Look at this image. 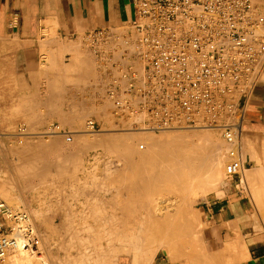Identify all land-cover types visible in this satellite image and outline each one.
I'll list each match as a JSON object with an SVG mask.
<instances>
[{
	"label": "built area",
	"instance_id": "obj_1",
	"mask_svg": "<svg viewBox=\"0 0 264 264\" xmlns=\"http://www.w3.org/2000/svg\"><path fill=\"white\" fill-rule=\"evenodd\" d=\"M85 38L106 79L109 75L106 93L117 125L155 132L219 130L228 146L226 177L243 183L250 162L241 136L264 70V11L253 0H138L126 26L101 27ZM124 44L130 48L121 50ZM86 128L101 130L93 119ZM42 133L72 140L58 123ZM30 134L26 123L14 133ZM41 244L28 211L0 196V264L16 248L39 254Z\"/></svg>",
	"mask_w": 264,
	"mask_h": 264
},
{
	"label": "bare ground",
	"instance_id": "obj_2",
	"mask_svg": "<svg viewBox=\"0 0 264 264\" xmlns=\"http://www.w3.org/2000/svg\"><path fill=\"white\" fill-rule=\"evenodd\" d=\"M254 2L255 1H257L258 3H260L259 2V0H253ZM262 3V2H261ZM259 5V4H258ZM263 5V4H262ZM262 5H260V6H262ZM263 9V8H262ZM129 23V22H128ZM121 27L123 26V25H120ZM119 26V27H120ZM115 29V28H114ZM117 29V28H116ZM87 45V44H86ZM118 46H120L121 45V42H119L118 44H117ZM89 48V47H88ZM130 48V46L129 45H123V47H121V50H124V49H129ZM88 50V49H87ZM90 49H89V53H87V55L89 54L90 55ZM88 52V51H87ZM84 53V52H83ZM86 54V53H85ZM88 55V56H89ZM93 55V54H92ZM91 55V56H92ZM83 56V55H82ZM82 56H81V58H82ZM86 56V55H85ZM93 57V56H92ZM90 58V57H89ZM88 58V59H89ZM87 59V58H86ZM83 60V59H82ZM95 61H96V59H94ZM84 61V60H83ZM87 62V61H86ZM88 62H90V63H92V62H94V61H92V60H90L89 59V61ZM83 63H85V62H83ZM95 63V62H94ZM88 64V63H87ZM89 65V64H88ZM92 65H94V64H92ZM91 65V66H92ZM96 66V65H95ZM88 67V66H87ZM85 68V67H84ZM89 68V67H88ZM95 69V68H94ZM94 69L92 70L93 71V74H94ZM77 70V69H76ZM78 71V70H77ZM76 71V72H77ZM90 71V70H89ZM91 71V72H92ZM95 71H97L96 69H95ZM99 71H102L101 70V68H100V70ZM98 71V72H99ZM91 72H88V74L89 73H91ZM70 73V72H69ZM100 73V72H99ZM98 73V74H99ZM92 74V75H93ZM104 74V73H103ZM95 75V74H94ZM105 75V74H104ZM89 76V75H88ZM99 76V75H98ZM109 76V75H108ZM108 76H107V79H108ZM78 77V76H77ZM100 77V76H99ZM105 77H106V75H105ZM104 77V78H105ZM85 78V77H84ZM94 78V77H93ZM78 80H79V78H78ZM84 80H86V79H84ZM98 80V79H97ZM100 80V79H99ZM98 80V81H99ZM102 80H103V78H102ZM105 80H106V78H105ZM110 80V79H109ZM76 81V80H75ZM88 81V80H87ZM80 82V80L78 81V83ZM82 82H84V81H82ZM82 82H80L81 83V85H82ZM101 82V81H100ZM258 82H260V83H264V70H263V72H262V74H261V76H260V78H259V80L257 81V83ZM77 83V84H78ZM79 83V84H80ZM85 83H87V82H85ZM90 84H91V82H89ZM93 83V82H92ZM97 82H96V80H95V83H94V85L96 84ZM107 83H108V80H107ZM256 83V84H257ZM77 84H75V86L77 85ZM103 84H104V80H103ZM101 85H102V83H101ZM100 85V86H101ZM105 85H106V82H105ZM104 85V86H105ZM78 86H80V85H78ZM91 86V85H90ZM84 87V86H83ZM82 87V88H83ZM102 87V86H101ZM81 88V87H80ZM81 88V89H82ZM86 88H87V86H86ZM93 90H95V87L93 86ZM99 88V89H98ZM105 88V87H104ZM88 89V88H87ZM97 90H100V87H97L96 88ZM105 89H107V88H105ZM105 89H103V91L105 90ZM91 90H92V87H91ZM101 90H102V88H101ZM70 91V90H69ZM96 92V91H95ZM103 92L101 91V95H103V96H105V94H102ZM104 93H106V92H104ZM94 94V93H93ZM100 94H99V96H100ZM107 94V93H106ZM87 95V94H86ZM91 95V94H90ZM89 95V96H90ZM98 95V94H97ZM96 95V96H97ZM257 95V94H256ZM69 96V95H68ZM77 96H80V95H77ZM88 96V98H90ZM95 96V97H96ZM98 96V97H99ZM94 97V98H95ZM102 97V96H101ZM106 97H107V95H106ZM66 98H68V97H66ZM77 98V97H76ZM80 98V97H79ZM83 97H81V99H82ZM87 98V96H86V98H83V100L84 99H88ZM97 98V97H96ZM68 99H71V97H69ZM72 99H73V96H72ZM75 99V98H74ZM80 99V100H81ZM102 99H103V97H102ZM101 99V100H102ZM107 101H110V103H109V105L112 103L111 102V100L107 97V99H106ZM105 100V101H106ZM73 101V100H72ZM71 101V102H72ZM76 101H77V99H76ZM98 101V100H97ZM103 101H104V99H103ZM79 101H77V103H78ZM85 102V100L83 101V103ZM87 102H89V101H86V103ZM73 103V102H72ZM71 103V104H72ZM91 103H93V102H91ZM108 103H107V105H108ZM74 104V103H73ZM72 104V105H73ZM96 104V103H95ZM104 104V103H103ZM103 104H101V105H103ZM72 105H71V109L73 110V108H72ZM78 105V104H77ZM79 105H81V104H79ZM89 105H90V103H89ZM88 105V106H89ZM93 105V104H92ZM91 105V106H92ZM99 105V104H98ZM97 105V106H98ZM108 105V106H109ZM84 105H82V107H83ZM91 106L90 107H88V108H91ZM94 106V105H93ZM96 105H95V107H97ZM67 107V106H66ZM77 107V106H76ZM87 107V106H86ZM94 107V108H95ZM101 107V106H100ZM99 106L97 107V108H100ZM105 107V106H104ZM104 107H101V108H104ZM112 107H113V104H112ZM87 108V109H88ZM93 108V109H94ZM74 109H75V107H74ZM77 109V108H76ZM87 109H85V114L83 115V116H85V118L87 117V113H86V110ZM92 109V108H91ZM93 109H92V112L94 113V111H93ZM71 110V111H72ZM78 111H79V109H77ZM80 110H81V108H80ZM94 110H96V109H94ZM99 110V111H98ZM97 111L98 112H100V110H102V109H98ZM112 110H113V108H112ZM74 112H73V114H76L77 113V115H74V116H76V118H77V116H78V113H80V112H77L76 111V113H75V110H73ZM82 111H81V113H82ZM88 111H90L89 109H88ZM96 111V112H97ZM91 111H90V114H89V116L88 117H92V113ZM98 112H97V117H99L100 115L98 114ZM109 112H111V111H108L106 114H105V111L103 112L102 111V113H103V115H108L109 114ZM113 112V111H112ZM66 113V112H65ZM92 113V114H91ZM101 113V114H102ZM70 114V112H68V115ZM112 114V113H111ZM65 115V114H64ZM67 115V116H68ZM99 115V116H98ZM102 115V116H103ZM113 115V114H112ZM61 116H63V115H61ZM71 117L70 116V120H72V118H73V120H74V118L75 117ZM80 116H81V114H80ZM58 117V116H57ZM65 117V116H64ZM97 117H96V119H97ZM107 117V116H106ZM106 117H103L104 119L106 118ZM59 118V117H58ZM95 118V117H94ZM94 118H93V120H94ZM100 118V117H99ZM102 118V117H101ZM100 118V119H101ZM108 118V117H107ZM64 119V118H63ZM68 119H69V116H68ZM79 119H80V117L77 119L78 121H79ZM84 119V118H83ZM83 119H81V121L83 120ZM91 118H89V119H87L85 122H87L88 120H90ZM85 120V119H84ZM113 120H114V118H113ZM112 120V121H113ZM64 122H62V123H65V122H68L67 121V119H66V121L65 120H63ZM104 121H106V120H104ZM112 121H110V122H112ZM59 122V123H58ZM54 121V122H52V123H58V124H60V122H61V118H60V120L59 121ZM70 122V121H69ZM75 122V121H74ZM74 122H72L73 124H74ZM82 122H83V125H82ZM81 122V125L82 126H84V121H82ZM97 122H99V121H97ZM107 122H109L108 120H107ZM109 122V123H110ZM72 123H68V124H72ZM67 124V123H66ZM75 124H80L79 122L77 123V122H75ZM101 124V123H100ZM104 124V123H103ZM113 124H116V123H113ZM46 125V124H45ZM50 125V124H49ZM48 125V126H49ZM61 125V124H60ZM65 125V124H64ZM102 125V124H101ZM28 126V125H27ZM47 126V125H46ZM47 126V127H48ZM61 126H63V125H61ZM70 126V125H69ZM82 126H81V128H82ZM46 127V128H47ZM63 127H65V126H63ZM68 127V126H67ZM67 127H65V128H67ZM72 127H73V125H72ZM76 127H78L79 128V126H76ZM75 127V128H76ZM85 127V128H84ZM83 128L85 129L84 131H79V130H76V129H78V128H76L75 130H70V132H71V134H72V140L70 141V142H68V141H66L65 140V136L64 135H62V134H60V133H54V134H51V135H56V136H62V137H64V139H62V137H61V139L62 140H65V143H67L66 145H71V147L73 146V144L74 145H76L75 143H72L73 141H74V137L75 136H80V135H82V136H86V138H84L83 137V140L85 141V142H87L88 144H89V146L90 145H92L91 143H93L94 145L93 146H95L96 145V147H97V145L99 146L101 143H103V145H105L106 143H108V145H109V148L108 149H111L110 148V146H113L112 148L113 149H115V151H120L118 154L115 152V151H113V149H112V151L111 150H106V151H108V152H110V153H108V154H111V152H112V154L111 155H114L113 153L115 152L116 153V157H115V159L116 158H118V157H122V158H124V160H122L121 158V160L123 161V163H128V164H126V165H129L130 166V172L128 173V171H127V174H123V172H122V175H120V183H121V189H120V191L121 190H125V192L127 193V191L126 190H130V192L129 193H132V194H137V195H140L141 194V192H143V191H148V192H146V195L148 194H150V193H152V192H149V191H154L155 192V190H156V192H157V190L159 189V191L161 190V188H163L164 187V191H165V187L166 188H168V189H172V191L173 190H176L177 192L179 191V192H181L180 194L182 195H180V197H179V195H178V193L177 194H175V196H176V199H174L173 198V200L171 201V199L169 198V196H167L168 195V193H167V195L166 196H159L158 195V193L156 194V196H154V194H151V199L149 200V203H147L146 201H144L143 203H145L146 202V204H143L141 201H143V200H145L146 198H144V199H140L141 201L139 202H137V201H135V203L137 202L138 203V205L137 206H139V205H143L142 207L144 208V210L145 209H147L148 210V212L146 211V213H148V215H147V217H146V220L144 219V217L146 216V214H143L144 215V217H143V219H142V216H136L137 218L138 217H141L140 218V220H141V222H142V224L141 225H139L138 227H139V229L138 230H136V231H132L133 232V234L131 233V231H130V229L129 228H127L126 227V224L127 223H125V226H123V222H121L122 224H120L118 221H117V223H119V225L118 226H121L120 228H122V226H123V228H122V233H125V232H123V230L124 231H126L127 229H128V231H130V234L129 235H125V237L123 238L122 237V233L121 234H118V233H116V234H118L117 235V237H122L121 239H122V241H123V244H125V246L127 247L128 246V244L130 245V247L128 248V249H126V251H127V255H123V256H119L118 257V253H116L115 255H113V256H110V257H108V255H110V254H108V253H106L107 251L110 253V249L109 250H107L106 252H105V250L106 249H102L101 248V246L100 247H98V245H97V248L95 249V247L96 246H94V252H96V250H100L99 248H101L106 254H108L107 255V257L105 256V259L104 260H101L100 262L99 261H96L97 262V264H151L152 263V261L154 260V258H155V256L157 255V253L160 251V249L161 250H163V249H167L168 251L167 252H169L170 253V255H171V257H172V260H174L175 258H177V255L180 253V254H184V258H186L187 256H190V254L189 253H185L186 251H184L182 248H181V246H180V242L183 240V235H184V233L181 231V227H182V225H185V222H188V223H190L191 224V226H187L188 225V223H187V225H185L187 228L189 227V228H193L194 229V227L193 226H195V224H197V219H195L196 218V216H195V214L196 213H193V211L191 210V205L193 204V202L194 201H196V199H197V197L199 196V195H201V193L202 194H205L206 192H208L209 190H212V189H217V187H219L220 185H219V182H220V180H221V178L222 177H225V176H223V174L225 173L224 172V169H225V165H224V160L227 158V156H226V151H227V148H228V146L225 144V142H224V140L222 139V137H221V139L222 140H219V141H222L223 142V144L225 145V149H223V150H225V153H224V155H223V152H222V147L220 148V145L219 144H217V140L215 139V141H214V133L212 134L211 132L210 133H208V132H204L203 130H208V131H210V130H216V129H213V128H179V127H177V128H175V129H169V130H173V131H175V133H173V134H171V135H165V132H164V136H161L160 138H156V136L155 135H153V134H151V132H155V131H152V130H145V129H132V130H130V129H126V128H122L121 129V131H120V128H118L119 129V131L120 132H111V131H109V134L108 135H103L104 133L106 134V132H103L102 131V129L101 130H99V131H89V130H87V128H86V125L84 126ZM101 127V126H100ZM29 128V127H28ZM45 128V129H46ZM71 128V127H70ZM80 128V129H81ZM43 129V131L45 130L44 128H42ZM41 129V130H42ZM68 129V128H67ZM73 129H74V127H73ZM117 129V130H118ZM29 130H30V128H29ZM198 130H200L199 132H198ZM40 131V130H39ZM39 131H35V133L36 132H39ZM103 133H102V132ZM161 131H164V130H161ZM31 132V131H30ZM88 132V133H87ZM98 132H101L100 134L98 133ZM92 133V134H91ZM94 133V134H93ZM96 133H98V134H96ZM5 134V133H4ZM12 134V133H11ZM37 134V133H36ZM36 134H33V133H31L30 135H34V136H36ZM44 133H42V131H41V133H39L38 135H41V136H44L43 135ZM220 134H221V132H220ZM8 135V134H7ZM6 135V136H7ZM51 135H48V136H51ZM89 135H91V136H93L92 137V139L90 138V137H88ZM96 135H103V136H101L102 137V139H100L99 137L98 138H96L97 136ZM259 135V134H258ZM27 136H29V135H27ZM26 136V137H27ZM81 136V137H82ZM94 136H96L95 138H94ZM88 137V138H87ZM157 137H158V135H157ZM243 137H244V139H243ZM46 138V137H45ZM54 138V137H53ZM52 138V139H53ZM23 139V138H22ZM34 139V138H33ZM56 139H58L57 137H56ZM55 139V140H56ZM60 139V141L59 142H57L56 143V141L55 140H53V141H55V143L56 144H58V143H60L62 140ZM243 139V140H242ZM24 140V139H23ZM19 141L21 144H22V142H24V141ZM48 140V139H47ZM51 140V139H50ZM137 140L139 141V143L138 144H136V142H137ZM140 140H143V141H141L140 142ZM245 140V142H243ZM31 141V140H30ZM40 141V140H39ZM76 141V140H75ZM253 141H255V144L253 143V145L257 148V144H262L263 145V143H264V137H263V135L262 136H260L259 135V137L258 136H256V134L254 135V134H251V132H248L246 129H245V127H244V129H243V132H242V136H241V144H242V146L244 145L243 143H245L247 146H248V144H251V142H253ZM104 142H106V143H104ZM222 142H221V145H223L222 144ZM50 143H53V142H50ZM50 143L48 144V145H46V146H44L45 147V149H48V146L50 145ZM55 143H53L54 145H55ZM71 143V144H70ZM80 143H83V142H80ZM87 143H83V144H87ZM2 144V143H1ZM36 144V143H35ZM41 144V143H40ZM61 144V143H60ZM59 144V145H60ZM63 144V143H62ZM62 144H61V146H62ZM87 144V145H88ZM3 145V144H2ZM31 145H32V143H31ZM52 145V144H51ZM59 145H57V148H58V146ZM64 145V144H63ZM65 145V146H66ZM102 145V144H101ZM102 145V146H103ZM258 145L259 147V149H260V147H262V152H263V146L261 145ZM36 146H37V144H36ZM60 146V147H61ZM64 146V147H65ZM101 146V147H102ZM106 146V145H105ZM104 146V147H105ZM253 146V148H255ZM44 147L42 148H39V150H41V149H43L44 151H45V149H44ZM50 147V146H49ZM59 147V148H60ZM67 147V146H66ZM69 147V146H68ZM67 147V148H68ZM75 147V146H74ZM86 147V146H85ZM96 147H94V148H96ZM20 148V147H19ZM28 148V147H27ZM31 148V147H30ZM37 148V147H36ZM53 148H55V146L53 147ZM52 148V149H53ZM62 148H63V146H62ZM66 148V149H67ZM84 148V145H83V147L81 146V149L80 150H82ZM87 148V147H86ZM90 148V147H89ZM92 148V147H91ZM107 148V147H106ZM252 148V149H253ZM256 148L254 149V150H252V152L254 151V155H252L254 158H258V156L259 155H261V150L260 151H258V149H257V151H256ZM52 149H50V150H52ZM66 149H63V151H65ZM85 149V148H84ZM117 149V150H116ZM243 149H244V147L242 148V151H243ZM4 150V149H3ZM21 150V149H20ZM32 150V149H31ZM30 150V152L31 153H27L26 151H29V149L28 150H26V149H24V152H26L27 154H32V152H33V154H35V152L34 151H31ZM35 150H37V149H35ZM55 150V149H54ZM79 150V149H78ZM77 150V151H78ZM79 150V151H80ZM87 150V149H86ZM104 150V149H103ZM12 151V150H11ZM69 152H71V150H68ZM73 151V150H72ZM78 151V152H79ZM84 151V150H83ZM82 151V152H83ZM258 152V153H256V152ZM23 152V153H24ZM41 153L43 152V151H40ZM47 152V151H46ZM45 152V153H46ZM49 152V151H48ZM52 152V151H51ZM54 152V151H53ZM81 152V151H80ZM79 152V153H80ZM104 152V151H103ZM2 153V152H1ZM13 153V152H12ZM16 153V152H15ZM26 153H24L25 155H26ZM37 153V152H36ZM45 153H43V155L45 154ZM57 153V152H56ZM68 153V152H67ZM74 153L76 154V152L74 151ZM73 153V154H74ZM48 154V153H47ZM50 154V153H49ZM65 154H66V152H65ZM121 154V155H120ZM243 154H244V152H243ZM1 155H3V154H1ZM24 155V156H25ZM36 155V154H35ZM62 155V154H61ZM77 155V154H76ZM76 155H73V156H76ZM103 155V154H102ZM106 155V154H105ZM117 155H118V157H117ZM33 157H35L34 155H32ZM79 156V155H78ZM77 156V157H78ZM83 156H85V155H83ZM246 156V155H245ZM261 156H263V154L261 155ZM33 157H31V156H29V157H26L27 159L28 158H32L31 159V161L33 160ZM38 157V156H37ZM47 157H49V156H47ZM46 157V158H47ZM66 157H68V155L66 156ZM72 157V156H71ZM9 158V157H8ZM20 158V157H19ZM39 158V157H38ZM37 158V159H38ZM44 159H42V158H40V159H42V160H44L45 161V157H43ZM58 158H60V157H58ZM58 158H56V159H58ZM108 158V157H107ZM111 158V157H110ZM112 158H114V156L112 157ZM16 159H17V157H16ZM51 159V158H50ZM62 159H64V158H62ZM71 159V158H70ZM79 159V158H78ZM81 159V158H80ZM119 159V158H118ZM119 159V160H120ZM253 159V158H252ZM10 160V159H9ZM30 160V159H29ZM36 159H34L33 161L34 162H36L37 161V163H38V161H39V159L38 160H36ZM48 160V159H47ZM47 160L45 161V163H47L48 164V162H47ZM59 160V159H58ZM65 160V159H64ZM64 160L62 161V163L64 162ZM66 160H68V159H66ZM117 160V159H116ZM115 160V161H116ZM120 160V161H121ZM11 161V160H10ZM19 161H23V160H19ZM51 161V160H50ZM53 161H54V159H53ZM57 161V160H56ZM61 161V159L58 161V162H60ZM70 161V160H69ZM25 162V161H24ZM28 162H30V161H28ZM40 162H43V161H39V163ZM57 162V164H59V168H61V162L60 163H58ZM73 162H75L74 160L71 162L70 161V163H73ZM80 162V161H79ZM107 162H109L108 160H107ZM117 162V161H116ZM119 162V161H118ZM7 163V162H6ZM19 163V162H18ZM18 163H17V165H18ZM32 163V162H31ZM36 163V164H37ZM44 163V164H45ZM50 163V162H49ZM120 163V162H119ZM118 163V164H119ZM5 164V163H4ZM3 164V166H7V165H4ZM9 164V163H8ZM26 164H27V162H26ZM36 164H34V165H36ZM65 163H63V165H64ZM69 164V163H68ZM74 164V163H73ZM76 164V163H75ZM79 163H77V167H79V166H81V165H78ZM109 164H111V162L110 163H108V165ZM10 165V164H9ZM16 165V164H15ZM19 165H20V163H19ZM24 165V163L22 164V166ZM32 165L33 164H31V166L29 165V164H27V166H28V168L30 169V173L32 174V173H34L33 171V168H30V167H32ZM33 165V166H34ZM49 165V164H48ZM50 165H51V168H52V165L53 164H51L50 163ZM50 165H49V168H48V166L46 167L45 165H41V167L42 166H45V167H42V169H43V171H47V170H45L46 168H48V169H51L50 168ZM69 165H71V164H69ZM106 165H107V163H106ZM107 165V166H108ZM119 165H121V164H119ZM13 166V165H12ZM24 166H26V165H24ZM20 167L19 168V166H16V167H18L19 169H21V170H19V169H17V170H19L18 172L20 173V175L22 174L23 176H21V177H23L24 178V180L27 182V186L25 187L26 189H31L30 191H34L35 190V186L36 185H33L32 183H31V180H29V178H30V175H28V174H30V173H27V172H29L27 169H26V167ZM66 166V165H65ZM111 166H113L112 164H111ZM129 166H128V169H129ZM40 167V168H41ZM53 167H54V165H53ZM64 167V166H63ZM70 166H68V168H69ZM74 167H75V165H74ZM82 167V166H81ZM116 167V166H115ZM121 167V166H120ZM0 168H2V167H0ZM108 168V167H107ZM112 168V167H111ZM116 168H118V167H116ZM121 168H123V167H121ZM264 167H259V166H256V167H253V168H246L245 170H244V177H243V185L245 186V187H247V189H248V191H247V193L249 192V195H250V199L252 200V202H253V204H254V207H255V209H256V211H257V213L258 212H261L260 214H262V212L264 211V201L262 202V199H261V197L259 196V192L257 191V189H255L250 183L251 182H254L255 180H258V179H260V177L262 176V174H263V176H264V169H263ZM63 169V168H62ZM66 169H67V167H66ZM77 169V168H76ZM108 169H110V167L108 168ZM112 169H114V167L112 168ZM112 169H110V170H112ZM119 169V168H118ZM118 169H116V170H118ZM126 169H127V167H126ZM1 170V169H0ZM41 170V169H40ZM54 170V169H53ZM53 170H49L50 172L51 171H53ZM74 170V169H73ZM54 171H56V173L58 172L57 171V168H56V170H54ZM64 171V170H63ZM62 171V172H63ZM108 171L109 170H107L106 172L108 173ZM119 171V170H118ZM121 171V170H120ZM125 171V170H124ZM25 172L27 173V174H25ZM37 172H39V171H37ZM48 172V171H47ZM49 172V173H50ZM61 172V173H62ZM67 172V171H66ZM65 172V173H66ZM78 172V171H77ZM113 173H114V171H112ZM111 172V173H112ZM116 172V171H115ZM132 172V173H131ZM3 173H4V175H5V177L6 178H0V195H1V197H3L4 198V200L6 199V198H9V192L11 193L12 191H15V194H16V192H17V199L19 200L18 202H21L22 203V200H23V202H27L28 200H26L25 198V200L26 201H24V199H23V197H24V195H23V193H22V186H23V188H24V183L23 184H21V181H23V179L19 176V173H17V171H16V169H15V167H6V169H4L3 170ZM41 173V172H40ZM51 173H54V172H51ZM56 173H54V175L56 174ZM60 173V172H59ZM64 173V172H63ZM74 173V172H73ZM90 173V172H89ZM102 173H103V170H102ZM109 173H110V171H109ZM110 173V174H111ZM120 173V172H119ZM119 173H116V175L117 174H119ZM125 173H126V171H125ZM130 173L132 174V175H130ZM36 174V173H35ZM43 174V173H42ZM48 174V173H47ZM68 174H70L69 172H68ZM109 174V175H110ZM37 175V174H36ZM41 175V174H40ZM45 175V174H44ZM43 175V176H44ZM51 175V174H50ZM49 175V176H50ZM61 175V174H60ZM105 175H106V173H105ZM105 175L103 176V177H105ZM113 175V174H112ZM112 175H110V176H108V174L106 175V177L108 176L109 178L112 176ZM226 175V174H225ZM1 176V175H0ZM37 176H39V175H37ZM49 176H48V178H49ZM52 176V175H51ZM50 176V177H51ZM67 176V175H66ZM70 176V175H69ZM73 176V175H72ZM71 176V177H72ZM94 176V175H93ZM42 177V176H41ZM55 177H58V179H59V175L58 176H55ZM70 177V178H71ZM85 177H87L88 178V176H85ZM90 177V176H89ZM97 177V176H96ZM100 177V176H99ZM105 177V178H106ZM21 178V181L19 180ZM39 178H40V176H39ZM43 178V177H42ZM45 178V177H44ZM62 178V177H61ZM65 178V177H64ZM74 178V177H73ZM83 178V177H82ZM86 178V179H87ZM92 178V177H91ZM94 178V177H93ZM262 178V177H261ZM31 179V178H30ZM33 179V178H32ZM66 179H68V178H66ZM79 179V178H78ZM96 179V178H95ZM104 178H102V180H103ZM41 180V179H40ZM44 180V179H43ZM42 180V181H43ZM61 180V179H60ZM76 179H74V181H75ZM88 180V179H87ZM90 180H93V179H90ZM110 180V179H109ZM113 179H111V181H112ZM261 180V179H260ZM63 181V180H62ZM61 181V182H62ZM66 181V180H65ZM69 181V180H68ZM80 181V180H79ZM96 180H94V182H95ZM106 182H108V179H106L105 180ZM103 182L104 184V186H106L105 184H106V182ZM110 181V182H111ZM117 181V180H116ZM116 181L114 180V182L116 183ZM259 181V180H258ZM73 182V181H72ZM77 182V181H76ZM86 182V181H85ZM99 182V181H98ZM113 182V181H112ZM227 182V181H226ZM62 183H65V182H62ZM70 183V182H69ZM80 183V182H79ZM79 183H78V185H79ZM255 183V182H254ZM258 183V182H257ZM261 183V182H260ZM74 184V183H73ZM84 184H87V183H84ZM97 184V183H96ZM96 184H93V182H92V185H96ZM99 184V183H98ZM113 184V183H112ZM25 185H26V183H25ZM91 184H89V186H90ZM118 186H119V184H117ZM250 185L252 186L251 188H249L250 187ZM71 186V185H70ZM84 186V185H83ZM86 186H88V184L86 185ZM111 186H113V185H111L110 184V187ZM117 186V187H118ZM119 186V187H120ZM256 186V185H255ZM73 187V186H72ZM75 187V186H74ZM78 187V186H77ZM95 187H97V186H95ZM116 187V186H115ZM114 187V188H115ZM64 188V187H63ZM79 188V187H78ZM88 188V187H87ZM86 188V189H87ZM90 188V187H89ZM93 188V187H92ZM91 188V189H92ZM102 188V187H101ZM107 188H109V185L106 187V189ZM112 188V187H111ZM110 188V189H111ZM262 188V187H261ZM57 189H58V187H57ZM61 189V188H60ZM59 189V190H60ZM82 189L84 190V192H87L86 191V189H84L83 187H82ZM106 189H104V191H106ZM116 189H119V188H116ZM167 189V190H168ZM73 190H75V188L73 189ZM76 190H78V189H76ZM80 190H81V188H80ZM88 190V189H87ZM97 190V189H96ZM167 190H166V192H167ZM116 191V190H115ZM120 191H117V192H120ZM132 191V192H131ZM164 191H162V193H164ZM59 192H62V190H60ZM58 192V193H59ZM90 192V191H89ZM107 192H109L108 191V189H107ZM107 192H105V193H103V194H106ZM117 192H113V193H116L115 194V197H114V194H112V196H111V199L112 200H114L115 198H117ZM122 192V191H121ZM120 192V193H121ZM124 192V191H123ZM124 192V193H125ZM263 192V191H262ZM77 193H79L78 191H77ZM82 193V192H81ZM124 193L121 195V197L124 195ZM128 193V194H129ZM140 193V194H139ZM161 193V194H162ZM172 193V192H171ZM170 193V194H171ZM28 194V193H27ZM85 194V193H84ZM88 194V193H87ZM90 194H92V193H89V195ZM131 194V195H132ZM164 194H166V193H164ZM174 194H172V195H174ZM11 195H12V193H11ZM25 195H26V193H25ZM31 195H32V193H31ZM73 195V194H72ZM78 195V194H77ZM95 195V194H94ZM97 195H99L98 193H97ZM143 195H145L144 193H143ZM145 195V196H146ZM152 195L154 196V197H152ZM262 195V194H261ZM36 196V195H35ZM60 196V195H59ZM70 196V195H69ZM101 196H102V194H101ZM129 196V195H128ZM127 196V197H128ZM145 196H143V197H145ZM178 196V197H177ZM15 197V196H14ZM26 198H27V196H25ZM31 197V196H30ZM38 197V196H37ZM72 197V196H71ZM106 197V196H105ZM112 197H114V199L112 198ZM140 197H142V194H141V196ZM174 197V196H173ZM263 197V196H262ZM13 200H14V198L13 197H11ZM21 198H22V200H21ZM32 198H33V196H32ZM74 198H76V197H74ZM88 198V197H87ZM91 198V197H90ZM94 198V197H93ZM120 198V197H119ZM130 198H133V196L131 197L130 196ZM139 198V196H137V199ZM148 198H150V197H148ZM10 199V198H9ZM31 199V198H30ZM121 199V198H120ZM133 199H135V200H137L136 199V196H135V198H133ZM264 199V198H263ZM58 200V202H59V199H57ZM82 200V199H81ZM85 200V199H84ZM102 200V199H101ZM105 200V199H104ZM109 200V199H108ZM123 200H124V198H123ZM129 200V199H128ZM128 200H127V202H128ZM11 201V200H10ZM87 201V200H86ZM106 201V200H105ZM120 200H118L117 202H119ZM134 201V200H133ZM132 200H131V203L130 204H134V202H133ZM12 202V201H11ZM28 202H30V201H28ZM100 202V201H99ZM108 202V205H110V204H113L112 202L110 203V200L109 201H107ZM113 202H116V201H113ZM117 202L115 203V204H117ZM124 202V201H123ZM8 203V202H7ZM62 203V202H61ZM81 203H82V201H81ZM104 203V202H103ZM125 203H126V201H125ZM129 203H126V204H128L127 205V207H130V204ZM27 203H25V205H26ZM85 203H83V205H84ZM107 204V203H106ZM114 204V205H115ZM123 205L124 206V204H122V202L120 201V203L118 204V205ZM133 204H132V206H133ZM11 205V204H10ZM19 205V204H18ZM24 205V206H25ZM28 205V204H27ZM114 205H113V207H114ZM118 205H116L115 206V208L116 207H119ZM120 205V206H121ZM136 205V204H135ZM145 205H147V207L145 206ZM20 206V205H19ZM60 206V205H59ZM85 206V205H84ZM83 206V207H84ZM88 206V205H87ZM103 206H104V204H103ZM111 206L112 205H110V208H111ZM137 206L135 207L134 206V208H137ZM145 206V207H144ZM194 206V205H193ZM25 207H28V206H25ZM58 207V206H57ZM82 207V208H83ZM112 207V208H113ZM126 207V206H125ZM127 207H126V209H127ZM141 207V208H142ZM13 208L15 209V207L13 206ZM17 208H20V207H17ZM72 208V207H71ZM70 208V209H71ZM86 209L88 208V207H85ZM109 208V207H108ZM109 208V210L111 211V209ZM114 208V211L117 209H115ZM123 207H120V209H122ZM132 208V207H131ZM131 208H128L127 210H129V209H131ZM134 208L132 209V210H134ZM139 208H140V206H139ZM139 208L137 209L138 210V212H140L139 211ZM140 208V209H141ZM143 208H142V210H143ZM23 209V208H22ZM101 209V208H100ZM103 209V208H102ZM125 209V208H124ZM124 209H122V210H124ZM30 210V209H29ZM34 210V209H33ZM69 210V209H68ZM83 210H84V208H83ZM119 210V209H118ZM126 210V211H127ZM172 210H173V212H172ZM174 210H175V212H174ZM27 211V210H26ZM35 211V210H34ZM32 212V211H30V212H32V214L33 213H35V212ZM59 211H63V210H60L59 209ZM59 211H57V213L59 214ZM91 211V209L89 210V212ZM93 211V210H92ZM91 211V212H92ZM103 211V210H102ZM121 211V210H120ZM125 211V212H126ZM131 210H129L128 212H130ZM37 212V211H36ZM68 212V211H67ZM76 212V211H75ZM82 212V210L80 211V213ZM88 212V211H87ZM90 212V213H91ZM104 212V211H103ZM112 213H115V212H113V210L111 211ZM110 212V213H111ZM122 212V211H121ZM125 212L123 211V213L125 214ZM134 213H136L137 214V212L134 210L133 211ZM133 212L131 211V214H133ZM143 212V211H142ZM29 213V212H28ZM37 213H39V212H37ZM56 213V214H57ZM60 213H63V212H60ZM83 213V212H82ZM85 213V212H84ZM89 213V215H92V214H90ZM98 213V212H97ZM100 213V212H99ZM98 213V214H99ZM105 213V212H104ZM106 213H108L107 211H106ZM122 213V214H123ZM141 213V212H140ZM139 213V214H140ZM194 215H193V214ZM30 215H31V217H32V214L31 213H29ZM40 214V213H39ZM56 214H54V215H56ZM77 214V213H76ZM94 214V213H93ZM96 214V213H95ZM94 214V215H95ZM121 214V213H120ZM129 214V213H128ZM135 214V215H136ZM141 214V215H142ZM184 214V215H183ZM247 214V213H246ZM37 215V214H36ZM60 215V214H59ZM61 215H63V214H61ZM60 215V216H61ZM73 215V214H72ZM71 215V216H72ZM84 216H86V214H83ZM88 215V214H87ZM88 215V216H89ZM108 215V216H107ZM107 215H103V216H106L107 217V220H108V217H109V213L107 214ZM111 215V214H110ZM112 215H114V214H112ZM111 215V219L112 218H114L113 220H115L116 221V219H117V217L115 216V217H113ZM117 215V214H116ZM130 215V214H129ZM134 215V214H133ZM134 215V216H135ZM200 215V214H199ZM35 215H33V217H32V219H33V222H34V217ZM57 216V215H56ZM67 216V215H66ZM68 216H69V212H68ZM70 216V217H71ZM82 216V215H81ZM80 215H79V217H81ZM103 216H101V218L103 217ZM120 216V215H119ZM118 216V217H119ZM122 216H124V215H121V217ZM126 216V215H125ZM124 216V217H125ZM134 216H132L133 218H134ZM194 216V217H193ZM251 216V215H250ZM78 217V216H77ZM77 217H75V218H77ZM91 217V216H90ZM97 217H100V216H97ZM120 217V218H121ZM123 217V218H124ZM128 217V216H127ZM127 217H125V218H127ZM200 217V216H199ZM199 217H197V218H199ZM259 217V216H258ZM262 217V216H261ZM60 218V217H59ZM62 219L63 218H65V221L67 220L66 218L67 217H61ZM74 218V217H73ZM87 218H89V217H87ZM93 218V217H92ZM94 218H95V216H94ZM101 218H99L100 220H101ZM103 218H105V217H103ZM116 218V219H115ZM119 218V219H120ZM122 218V219H123ZM125 218L123 219V221L125 220ZM133 218H131V219H133ZM137 218H135V219H137ZM263 218H264V216H263ZM62 219H58V220H60L59 222H62L63 223V221H64V219H63V221H62ZM69 219V218H68ZM78 219V218H77ZM80 219V218H79ZM110 219V220H111ZM118 219V220H119ZM122 219H120L121 221H122ZM128 219V218H127ZM127 219L125 220V222H127ZM139 219V218H138ZM137 219V220H138ZM253 219H255V221H253V225L252 226H255L256 225V222H257V219H256V216L253 218ZM93 220V219H92ZM91 220V221H92ZM104 220V219H103ZM119 220V221H120ZM129 220V219H128ZM136 220V221H137ZM139 220V221H140ZM143 220V221H142ZM246 220V219H245ZM71 221V220H70ZM84 221V220H83ZM109 221V220H108ZM114 221V222H115ZM130 221V220H129ZM135 221V220H134ZM133 221V222H134ZM139 221H137L138 223H139ZM182 221H184L183 223L184 224H182L181 225V223H182ZM43 222V221H42ZM67 222H69V220L67 221ZM66 222V223H67ZM72 222H73V220H72ZM76 222V221H75ZM79 222V221H78ZM100 222H102L101 224H103V221H100ZM100 222H99V224H100ZM104 222H106L107 224H108V222L107 221H105L104 220ZM113 221H112V224L111 223H109V225L111 224V225H113V223H114ZM131 222V221H130ZM137 222H135V223H137ZM140 222V223H141ZM244 222V221H243ZM247 222V221H246ZM36 222H34V224H35ZM61 223V224H62ZM84 223V222H83ZM86 223H87V221H86ZM91 223V222H90ZM89 223V224H90ZM247 223H249V222H247ZM60 224V225H61ZM76 224H77V222H76ZM75 224V225H76ZM89 224H87V225H89ZM92 224V223H91ZM90 224V225H91ZM128 224H130V223H128ZM127 224V225H128ZM192 224H194L193 226H192ZM37 225H39V224H37ZM37 225H35V226H37ZM57 224L55 223L54 224V226H56ZM64 225V227H62V229H64L65 228V230H67V232H69V234L70 233H74L75 234V236H78L77 235V231H75L74 230V232H70V230L71 231H73V229H68V226H69V223H68V225H67V228L65 227L66 225L65 224H63ZM74 225V224H73ZM73 225L71 226L70 225V227H73ZM83 225V224H82ZM89 225V227H92V226H90ZM92 225H94V224H92ZM111 225H110V227H108V230L110 231V229L112 230V228H111ZM135 226V224H132V226ZM138 225V224H137ZM136 225V226H137ZM261 225V224H260ZM264 225V224H263ZM41 226V225H40ZM80 226H81V224H80ZM96 226H98V225H96L95 224V227ZM113 226H115V225H113ZM117 226V227H118ZM129 226V225H128ZM39 227V226H38ZM56 227H58V226H56ZM61 227V226H60ZM75 227V226H74ZM83 227H85V225H83ZM86 227H88V226H86ZM89 227L87 228V230L89 229ZM94 227V228H95ZM117 227L116 228H113V229H117ZM125 227H126V229H125ZM130 227V226H129ZM196 227H197V225H196ZM262 227V226H261ZM81 228V227H80ZM102 228H103V225H102ZM101 228V230L102 231H106V229H104L105 228V226H104V230ZM107 228V227H106ZM42 229H43V227H42ZM56 230H55V235H59L60 234V232H58L57 231V228H55ZM58 229H61V228H58ZM75 229V228H74ZM91 229V228H90ZM96 229H98L97 227H96ZM96 229H94L95 230V232H97L96 231ZM135 229H137V228H135ZM178 229H180V233H179V231H178ZM182 229H184V226L182 227ZM81 230L82 231H84V228L82 229L81 228ZM85 230H86V228H85ZM91 230H93V228L91 229ZM99 230V229H98ZM121 229H119V231H120ZM131 230H132V227H131ZM133 230H134V227H133ZM184 230H186V229H184ZM190 230H192V229H190ZM59 231H61V230H59ZM103 232V233H106L105 235H107V233L109 234V231L107 232ZM114 230H112V234L113 233H115V232H113ZM193 231V230H192ZM56 232H58L57 234H56ZM63 233V235H64V237H65V241H66V234H68V233ZM81 232V231H80ZM86 232H90V230L89 231H86ZM85 232V233H86ZM94 232V231H93ZM118 232V231H117ZM127 232V231H126ZM178 232V233H177ZM194 233H196L195 232V229H194V231H193ZM205 232V233H204ZM61 233V234H62ZM83 233V232H82ZM82 233H80V235H82ZM111 233V232H110ZM188 233H191V232H188ZM198 234H199V232H197ZM60 234V236H62ZM68 234V236L69 237H71V236H74V235H72V234H70L69 235ZM79 234V233H78ZM89 234H91V233H89ZM93 234V233H92ZM97 234H98V232H97ZM112 234L110 235V237L112 238L113 236H116V235H113L112 236ZM180 234L182 235L181 236V238H180ZM195 235L193 238H192V242H194V244H195V242L196 241H198V239L199 240H201L204 244H206L207 245V248H208V250H209V252L211 253V252H213L212 250H211V248H212V246H214V240H212V236H211V234L207 231H203L202 232V234H201V236H200V234L199 235ZM53 235V234H52ZM57 235V236H58ZM79 235V236H80ZM86 235H87V233H86ZM104 235V234H103ZM104 235V237H106ZM119 235H121V236H119ZM188 234H186V236H187ZM41 236V235H40ZM45 236H46V233H45ZM60 236H58V237H60ZM78 236V237H79ZM85 236V235H84ZM87 236H89V235H87ZM86 236V237H87ZM91 236V235H90ZM89 236V238H91ZM98 236V235H97ZM102 236V235H101ZM124 236V235H123ZM52 237V236H51ZM54 237V236H53ZM52 237V238H53ZM63 237V236H62ZM68 237V238H69ZM100 237V236H99ZM41 238H44V237H41ZM52 238L51 239H49L47 236H46V238L45 239H43V240H41L44 244H47L48 242H50V240L51 241H53L52 240ZM75 238V237H74ZM82 238H84V237H82ZM81 238V239H82ZM89 238H86L85 240H86V243H87V239H89ZM92 238H94V241L95 240H97V242H99L98 241V239L99 238H97V239H95V236L94 237H92ZM91 238V239H92ZM100 238H102V237H100ZM185 238V237H184ZM54 239V238H53ZM60 239V238H59ZM70 239V238H69ZM80 239V238H79ZM79 239H77V240H79ZM115 239V238H114ZM118 239V238H117ZM121 239L119 240V241H121ZM191 239V238H190ZM57 242H58V239H55ZM68 240V239H67ZM76 240V241H77ZM90 240V239H89ZM104 240H106L107 241V239H104ZM108 240H109V238H108ZM116 240V239H115ZM189 240V239H188ZM55 241V242H56ZM63 241V240H62ZM61 241V242H62ZM64 241V242H65ZM74 241H75V239H74ZM75 241V242H76ZM80 241V240H79ZM105 241V242H106ZM118 241V240H117ZM119 241H118V243H119ZM121 241V242H122ZM41 242V243H42ZM54 242V241H53ZM56 242V243H57ZM60 242V241H59ZM58 242V243H59ZM71 241H69V242H66V243H68V245H69V243H70ZM72 242H73V239H72ZM90 242V241H89ZM96 242V241H95ZM108 242V241H107ZM110 242H113V240H111ZM110 242H108V243H110ZM228 242V241H227ZM238 242V241H237ZM242 242V241H241ZM239 243L238 245H237V243L235 242V244L236 245H230V248H229V245H226V247H225V245L224 244H221L222 245V247H220V249H222V250H224L225 251V249L227 250V252H228V254H229V256L227 255V253H226V251L224 252V253H226V257H227V260L229 261H231L232 259H234V260H236V261H239L240 260V258H242L243 257V254L245 255V254H247V248H246V245H245V243L244 242H242V243ZM56 243H55V245H56ZM58 243H57V248H56V250L58 249V251L60 250L59 249V247H61V246H59L61 243H59V245H58ZM66 243H64L65 244V246L67 245ZM77 243V242H76ZM76 243H73V244H76ZM80 243H81V241H80ZM91 243V242H90ZM108 243H106V246L108 245ZM116 243V242H115ZM114 243V244H115ZM118 243H116V244H118ZM44 244L42 245L41 244V246H43L44 247ZM51 244H52V242H51ZM62 244H63V242H62ZM64 244L62 245L63 246V248H61V249H64L65 247H64ZM72 244V243H71ZM70 244V245H71ZM83 246H85L86 244L84 243V241H83ZM92 244H93V242H92ZM99 244V243H98ZM105 244V243H104ZM226 244V243H225ZM48 245V244H47ZM54 245V246H55ZM78 245H79V243H78ZM81 245V244H80ZM91 245V244H90ZM96 245V244H95ZM113 245V244H112ZM223 245H224V247H223ZM46 246V245H45ZM49 246H50V244H49ZM52 246V245H51ZM92 246V247H93ZM106 246H104V248H109V246H111L110 244L106 247ZM120 247H123V246H121V245H119ZM227 246H228V248H227ZM48 247V246H47ZM46 247V248H47ZM53 247V246H52ZM72 247V246H71ZM71 247H69V248H71ZM76 248H77V245L75 246ZM86 247V246H85ZM112 247V246H111ZM125 247V248H126ZM199 247V246H198ZM211 247V248H210ZM90 248H91V246H90ZM90 248L88 249V250H90ZM124 248V249H125ZM41 249V248H40ZM42 249H45V247L44 248H42ZM42 249H41V251H42ZM49 249L51 250V248H48V251H49ZM68 248L66 247V249H65V251H68L67 250ZM72 249L73 250H75L73 247H72ZM79 249H81V247H79ZM87 249V248H86ZM115 249V248H114ZM113 249V250H114ZM122 249V248H121ZM55 250V251H56ZM87 250V251H88ZM112 250V249H111ZM112 250V251H113ZM219 250V249H218ZM229 250V251H228ZM45 251H46V249H45ZM45 251H42V252H44V253H46ZM52 251H54V250H52ZM83 251H84V248H83ZM86 251V250H85ZM84 251V252H85ZM86 251V252H87ZM116 251H118V248H117V250ZM50 252L51 251H49V254H50ZM57 252V251H56ZM77 252V250L75 251V253ZM83 252V253H84ZM85 252V253H86ZM98 253H99V251H97ZM102 252V251H101ZM100 252V253H101ZM115 251H113V253H114ZM123 252V251H122ZM215 252V251H214ZM213 252V253H214ZM13 253V254H12ZM77 253H79V252H77ZM76 253V254H77ZM82 253V252H81ZM99 253V255H101ZM103 253V252H102ZM104 253V254H105ZM221 253H223V252H221ZM12 254V255H11ZM48 254V253H47ZM57 254V253H56ZM56 254H54V255H56ZM65 254H67V252H65ZM89 254H91V253H89ZM93 254V253H92ZM95 254V253H94ZM111 254H112V252H111ZM202 254H203V256L202 257H196V258H193V260L192 261H189V262H186V263H184V264H209V261H206V257H204V256H206V254H204L203 252H202ZM220 253H218V255H219ZM249 254V253H248ZM11 255V257L9 258V260H8V257ZM54 255H52V256H54ZM62 255V254H61ZM60 255V256H61ZM68 255V254H67ZM81 255V254H80ZM79 255V256H80ZM87 255H88V253H87ZM96 255V254H95ZM169 255V256H170ZM46 256H48V255H46ZM45 255H41V254H38V253H34V252H28V251H23L21 248H16L14 251H11L10 253H9V255H8V257H7V259H5V261L4 262H6L7 260L8 261H10V264H52L51 262L49 263L48 261H50V260H52V259H50V260H48L47 258H49V256H51V255H49L48 257H46ZM66 256V255H65ZM76 256V255H75ZM75 256H73L72 255V257H75ZM77 256H78V254H77ZM76 256V257H77ZM82 256V258H83V260H82V263H80V264H88V262H86V261H84V256L83 255H81ZM90 256V255H89ZM93 256V255H92ZM102 256V255H101ZM100 256V257H101ZM242 256V257H241ZM75 257V258H76ZM98 257V256H97ZM97 257H94V258H96L97 259ZM179 257H181V255H179ZM245 257V256H244ZM52 258V257H51ZM53 258H55V257H53ZM59 257L57 256V259H58ZM62 258V257H61ZM65 257H63V259H64ZM78 258V257H77ZM56 259V258H55ZM55 259H54V261H55ZM56 259V260H57ZM66 259V258H65ZM64 259V261L66 262V261H70L71 262V260H72V258H71V260L70 259H68V260H65ZM74 259V258H73ZM93 259V258H92ZM99 259V258H98ZM97 259V260H98ZM103 259V258H102ZM80 260V261H81ZM85 260H86V258H85ZM94 260V259H93ZM171 260V261H172ZM177 260V259H176ZM234 260H232V261H234ZM243 260V259H242ZM7 261V262H8ZM57 261H59V260H57ZM57 261H56V264H58L57 263ZM62 262L61 263H63V264H66L65 262H63V260H61ZM73 261V260H72ZM79 261V262H80ZM88 261V260H87ZM90 261H92L91 259H90ZM95 262V261H94ZM95 262V263H96ZM90 263V262H89ZM92 263V262H91ZM7 264V263H6ZM55 264V263H54ZM72 264H77V261H73L72 262ZM210 264H216V263H210Z\"/></svg>",
	"mask_w": 264,
	"mask_h": 264
},
{
	"label": "crops",
	"instance_id": "obj_3",
	"mask_svg": "<svg viewBox=\"0 0 264 264\" xmlns=\"http://www.w3.org/2000/svg\"><path fill=\"white\" fill-rule=\"evenodd\" d=\"M136 1L138 0H0V137L16 131L22 123L38 130L45 129L50 121L58 122L60 118L62 122L67 119L68 122L65 123H72L73 118L70 120V116L77 115L76 111L80 112V116L89 103L94 105L102 97L107 99L104 92L108 79L105 80L106 77L99 71L98 65L94 66L88 62L89 59L92 60V56L94 59L95 57L91 51L90 55H87L90 48L85 37L88 32L101 27L116 29L120 28V25L126 26L133 17ZM78 78L80 82L84 81L82 85L78 83ZM95 80L97 83L94 85ZM97 87H100V90H97ZM101 91L105 96L100 94ZM86 96L90 98L84 99L83 103ZM71 105L76 114H73ZM245 129L258 137H264V83L258 82L253 89ZM253 143L255 144V141L248 146L253 147ZM27 147L31 149L33 145L29 143ZM29 156L38 160L35 154L26 155ZM26 157L22 163L28 170L27 164L31 166L37 161ZM88 157L90 167L95 164L96 158L100 159V156L96 157L95 154ZM4 163V160H0V178H3ZM104 164L98 162L101 169L105 168ZM27 185L24 183V188L22 186L23 199L30 202H23L21 198L23 206L27 203L34 212H39L43 226H52L51 223L56 220L49 218L52 209L49 201L45 200L46 193L39 190V193L34 194L29 189L26 190ZM8 196L11 198L13 194L9 192ZM209 206L211 208H208V214L221 226L224 223L232 224L234 221L238 223L253 213L249 197L233 188L226 189L222 196L210 201ZM91 220L88 222L95 226L96 220ZM247 251L238 264H260V260L264 259V242L255 239L248 243ZM151 264L170 263L164 257L156 256Z\"/></svg>",
	"mask_w": 264,
	"mask_h": 264
},
{
	"label": "rangeland",
	"instance_id": "obj_4",
	"mask_svg": "<svg viewBox=\"0 0 264 264\" xmlns=\"http://www.w3.org/2000/svg\"><path fill=\"white\" fill-rule=\"evenodd\" d=\"M259 2L260 3H258L257 1H255L254 3L260 8V9H262L263 11H264V0H259ZM262 2V3H261ZM259 4V5H258ZM263 4V5H262ZM260 5H262V6H260ZM92 61H94V62H92L93 64H94V66L95 65H97V62L94 60V58L92 57ZM251 98H252V96H251ZM103 99H104V101H103ZM102 100L100 99V100H98L97 101V103L96 104H94V106L92 105H89L88 107H90L91 106V108L93 109L94 107H95V105L97 106L98 104V106L100 107H104V108H97V107H95L94 109H96V110H94L93 109V111H94V113L92 112V109L91 108H88L92 113V117L90 116V117H88L89 116V114H90V111H88V109L86 110V113H87V117L85 118V116H83V115H81V116H77V118L75 117V119L73 120V122L75 121V122H79L80 124H75V122H74V124L72 123V124H66V123H62V121L60 122V124L61 125H63V126H65V127H67L68 126V128L70 129V130H75L76 128H78V127H76V126H79V128L78 129H76V130H79V131H84L85 129V125H86V120L87 119H89V118H91V119H93L94 117V120L97 122V121H99V122H97L100 126H101V129H102V131L103 132H106V134L104 133L103 135H108L109 134V131H111V132H120L121 131V127H120V125H117V124H113V123H115V119L113 120V118H114V116L112 115L113 114V110H112V103L109 105V103H110V101H107L105 98H103ZM106 100V101H105ZM109 102V103H108ZM104 103V104H103ZM107 103H108V105H107ZM101 104H103V105H101ZM98 109H102V110H100V112H98L99 110ZM98 110V111H97ZM98 112V114L100 115H98L99 117H97V112ZM102 111L104 112L105 111V114L108 112V111H111V112H109V114L108 115H103V113H102ZM84 112H85V110H84ZM102 113V114H101ZM112 113V114H111ZM103 115V116H102ZM108 118H107V117ZM80 117V119H79V121L77 120L78 118ZM96 117H97V119H96ZM103 117H106L105 119L103 118ZM85 120H84V119ZM81 119H83L82 121H84V126H82L83 125V122L81 121ZM104 120H106V121H104ZM107 120L110 122V121H112V122H107ZM81 122H82V125H81ZM52 122L50 121L48 124H47V126L49 125V124H51ZM59 123V122H58ZM102 125H101V124ZM104 123V124H103ZM65 124V125H64ZM27 125V124H26ZM70 125V126H69ZM72 125H73V127H74V129H73V127H72ZM46 126V127H47ZM81 126H82V128H81ZM28 127H29V125H28ZM71 127V128H70ZM76 127V128H75ZM84 127V128H83ZM30 128V133H33V134H36V136L35 137H23V139L22 138H18V137H16L15 135H14V133L16 132V131H14V132H12V134L11 133H8V135L7 134H5V135H1L2 137H0V160H4L5 161V165H7V166H5V169H6V167H15V169H16V171H17V173H19L18 171L19 170H21V169H19L20 167H23L22 166V162L24 161V159H25V157H26V155H27V153L26 152H29V153H31L30 152V150L31 151H36L35 152V154H36V156H38L39 158V161H43V162H40L39 163V161H38V163L36 164V165H32V167L31 168H33V172L34 173H30V169H28V171L29 172H27V173H30V174H28V175H30V178H29V180H31V183L33 184V185H36L35 186V190L34 191H31V192H33L34 194H36V192H38L39 193V190H43V192L44 193H46V196H45V200H46V202H48V204L49 205H51V209H52V215H51V217H49L51 220H56V222H52L51 223V225L52 226H43V222H41V219H40V217H39V215L40 214H38L37 212H35V213H33L32 214V212H33V210L28 206V207H25V206H27V205H25V206H23V203H21V202H18L19 200L17 199V192H16V194H15V191H12L11 193L13 194V198H14V200L12 199V198H6L5 199V201L6 202H8V204L11 206V207H15V209H19V208H17V207H20V208H23L24 210H27L29 213H31L32 214V217H33V215H35L34 217V222H36L35 223V225H37V224H39V225H37L36 226V228L38 229V231H39V234L41 235L40 237H44V238H41V240H43V239H45L46 238V236L49 238V239H51L53 236V238H52V240L54 241H51L50 240V242H48L47 244H44L42 241V245L44 244V247H45V249H46V251H45V249H42V248H44L43 246H41V249H42V251H45L46 253H44V252H42L41 251V249H40V253L39 254H43V255H51V256H49V258H47L48 260H50V259H52V260H50V261H48L49 263L51 262H53L52 264H56V261L57 260H59V261H57V263L58 264H63V263H61L62 261L61 260H63V262H65L64 261V259L65 260H68V259H70L71 260V258H72V260L73 261H77V264H80V263H82V260H83V258H82V256L81 255H83L84 256V261H86V262H88V264H97V262L96 261H101V260H104L105 259V256L107 257V255L108 254H110V255H108V257H110V256H113V255H115L116 253H118L119 255H118V257L119 256H123V255H127V251H126V249H128L129 247H130V245L128 244V246L126 247L125 246V244H123V241H122V237L124 238L125 237V235L127 234V235H129L130 234V231H131V233L133 234V232L134 231H136V230H138L139 229V225H141L142 224V222H141V220H140V218L141 217H136L137 215L138 216H142V219H143V217H144V215L143 214H146V216L144 217V219L146 220V217H147V215H148V213H146V211L148 212V210L147 209H145L144 210V208L141 206V205H139L140 206V208L142 207L143 208V210H142V208L140 209L139 208V206H137L138 205V201L140 202L142 199H144V198H146L147 196L148 197H150V198H146L145 200H143V201H141L142 203L144 202V201H146L147 203H149V200L151 199V194H154V196H156V194L158 193V195L159 196H166L167 195V193H168V195L167 196H169V198L171 199V201L173 200V198L174 199H176V196H175V194H177L178 192L176 191V190H173L172 191V189L170 190V189H168V188H166L165 187V191H164V187L163 188H161V190L159 191V189L157 190V192H156V190H155V192L154 191H149V192H152V193H150L149 195L147 194L146 195V192H148V191H143V192H141V194H142V197H140L141 196V194L140 195H135V194H132V193H129L130 192V190H126L127 191V193L125 192V190H121L120 191V189H121V181H120V175H122V172H123V174H127V171H128V173L130 172L129 170L131 169L130 168V166L129 165H126V164H128V163H123V161L122 160H124V158H122V157H118V153L120 152V151H115V149H113L112 147L113 146H110V148L111 149H108L109 148V145H108V143H106V142H104V143H106L105 145H103V143H101L99 146L97 145V147H96V145L95 146H93L94 144L93 143H91L92 145H90L89 146V144L87 143V142H85L84 140H83V137L84 138H86V136H82V135H80V136H75L74 137V141L72 142V143H75L76 145H74L73 144V146L71 147V145H66L67 143H65V140H62V139H64V137H62L61 135V137H62V139H61V137L59 136H56V135H51V136H41V135H38L39 133H41V131L43 132V130H38L37 128H31V127H29ZM81 128V129H80ZM118 128H120V131H119V129ZM118 129V130H117ZM35 131H39V132H36L35 133ZM101 131V132H102ZM200 130H198V132H199ZM204 132H208V133H214V141H215V139L218 141L217 142V144H219L220 145V148L222 149V152H223V155H224V153H225V150H223V149H225V145L223 144V142L222 141H219V140H222L221 139V134H220V131L219 130H210V131H208V130H203ZM101 132H98L99 134L101 133ZM102 132V133H103ZM164 132H165V135H171V134H173V133H175V131H173V130H164V131H156V132H151V134H153V135H155L156 136V138H160L161 136H164ZM88 133V132H87ZM98 133H96V134H98ZM212 133V134H213ZM92 134V133H91ZM94 134V133H93ZM7 135V136H6ZM103 135H99L100 137L101 136H103ZM157 135H158V137H157ZM29 136H34V135H29ZM82 136V137H81ZM97 136V137H96ZM96 136H94V138L96 137V138H98L99 136L98 135H96ZM46 137V138H45ZM54 137V138H53ZM56 137L58 138V139H56ZM88 137H90L91 139H92V137L93 136H91V135H89ZM87 137V138H88ZM99 137V138H100ZM53 138V139H52ZM95 138V139H96ZM48 139V140H47ZM51 139V140H50ZM57 140L58 142L60 141V139L62 140L60 143L62 144V146H63V148H62V146H61V144L60 143H58V144H56L55 143V145L53 144V143H50V142H53V140ZM100 139H102V137L100 138ZM243 139H244V137H243ZM242 139V140H243ZM20 140H23L24 142H22V144L19 142ZM31 140V141H30ZM40 140V141H39ZM76 140V141H75ZM141 141H143V140H140V142ZM80 142H83V143H87L86 145L85 144H83V143H80ZM216 142V141H215ZM221 142H222V144L223 145H221ZM243 142H245V140L243 141ZM3 145H2V144ZM29 143H33L32 145H33V147L31 148V149H29V151H26V152H24V149H26V150H28L26 147L29 145ZM37 144V146H36V144ZM41 143V144H40ZM50 143V145L49 146H51V144H52V146L51 147H49L48 146V149H45V147L44 146H46V145H48ZM139 143V141L137 140V142H136V144H138ZM60 144V145H59ZM71 144V143H70ZM244 145L242 146V148L244 147V149H243V152H244V156L246 155V157H247V160L250 162V164L247 166V168H253V167H256V166H259V167H264V143H263V152H262V147H260V149L258 148L259 146L258 145H260V144H257V148H256V151H257V149H258V151H260L261 150V155L263 154V156H261V155H259L258 156V158H254L252 155H254V151L252 152V150H254L255 148H253V147H249V146H247L245 143H243ZM57 145H59L58 146V148H57ZM68 147H66V146ZM83 145H84V148L82 149V150H80L81 149V146L83 147ZM260 145V146H261ZM55 146V148H53ZM61 146V147H60ZM65 146V147H64ZM75 146V147H74ZM87 148H86V147ZM102 146V147H101ZM105 146V147H104ZM20 147V148H19ZM37 147V148H36ZM43 148L44 147V149H45V151L43 150V149H41V150H39V148ZM47 147V146H46ZM60 147V148H59ZM90 147V148H89ZM92 147V148H91ZM94 147H96V148H94ZM107 147V148H106ZM53 148V149H52ZM67 148V149H66ZM253 148V149H252ZM4 149V150H3ZM21 149V150H20ZM35 149H37V150H35ZM50 149H52V150H50ZM55 149V150H54ZM63 149H66L65 151H63ZM81 151H79V150ZM87 149V150H86ZM104 149V150H103ZM111 150L112 151V149H113V151H115L118 155H117V157L121 160H119L118 158H116L115 159V157H116V153L114 152L113 154L114 155H111L112 154V152H111V154H108V153H110V152H108V151H106V150ZM12 150V151H11ZM68 150H71V152H69ZM73 150V151H72ZM80 152H78V151ZM84 150V151H83ZM117 150V149H116ZM40 151H43L42 153L40 152ZM47 151V152H46ZM49 151V152H48ZM52 151V152H51ZM54 151V152H53ZM74 151L76 152V154L74 153ZM83 151V152H82ZM104 151V152H103ZM255 151V152H256ZM2 152V153H1ZM13 152V153H12ZM16 152V153H15ZM26 153V155L24 154V153ZM46 152V153H45ZM57 152V153H56ZM65 152H66V154H65ZM68 152V153H67ZM95 152V153H94ZM43 153H45L44 155H43ZM48 153V154H47ZM50 153V154H49ZM74 153V154H73ZM121 153V152H120ZM256 153H258V152H256ZM1 154H3V155H1ZM32 154H33V152H32ZM62 154V155H61ZM93 154H95V156L97 157V156H100V159L99 158H96L95 159V164H93V166L92 167H90L89 165H88V162L87 161H89V159L87 160V157L88 156H92ZM103 154V155H102ZM106 154V155H105ZM25 155V156H24ZM68 155V157H66ZM73 155H76V156H73ZM79 155V156H78ZM83 155H85V156H83ZM121 155V154H120ZM47 156H49V157H47ZM72 156V157H71ZM78 156V157H77ZM102 156H103V158L104 159H102ZM114 156V158H112ZM9 157V158H8ZM16 157H17V159H16ZM20 157V158H19ZM43 157H45V161L47 160V162L49 161L51 164H53L54 165V167H53V165H52V168H51V165H50V163L48 162V164L50 165V168L51 169H48L49 168V165L47 164V163H45V161L44 160H42V159H44ZM47 157V158H46ZM58 157H60V158H58ZM108 157V158H107ZM111 157V158H110ZM40 158H42V159H40ZM51 158V159H50ZM56 158H58L59 160L61 159V168H59L60 166H59V164H57V162L59 161L58 159H56ZM62 158H64V159H62ZM71 158V159H70ZM79 158V159H78ZM81 158V159H80ZM89 158V157H88ZM253 158V159H252ZM11 161H10V160ZM53 159H54V161H53ZM66 159H68V160H66ZM99 159V160H98ZM19 160H23V161H19ZM51 160V161H50ZM57 160V161H56ZM64 160V162L63 163H65L64 165H63V163H62V161ZM72 162L73 160L75 161V162H73V163H70V161ZM102 160V161H101ZM107 160L109 161V162H107ZM117 162H116V161ZM80 161V162H79ZM120 163H119V162ZM125 161V160H124ZM7 162V163H6ZM20 163V165H19V163ZM60 162H58V163H60ZM97 162V163H96ZM98 162H103V163H105L104 164V166H105V168H103V169H101L100 167H99V165H98ZM111 162V164L113 165V166H111V164H109L108 165V163H110ZM226 162H227V158L224 160V165L226 164ZM10 165H9V164ZM17 163H18V165H17ZM45 163V164H44ZM71 164V165H69V164ZM76 163V164H75ZM77 163H79L78 165H81V166H79V167H77L76 165H77ZM106 163H107V165H106ZM121 164V165H119V164ZM16 164V165H15ZM13 165V166H12ZM41 165H45L46 167L48 166V168H46L45 170H47V171H43V169H42V167H45V166H42L41 167ZM66 165V166H65ZM74 165H75V167H74ZM16 166H19V168L18 167H16ZM64 166V167H63ZM68 166H70L69 168H68ZM118 167V168H116V167ZM123 167V168H121V167ZM128 166H129V169H128ZM25 167V166H24ZM41 167V168H40ZM66 167H67V169H66ZM110 167V169H112L113 167H114V169H112V170H110V169H108V168ZM112 167V168H111ZM126 167H127V169H126ZM225 167V166H224ZM56 168H57V173H56V171H54V170H56ZM63 168V169H62ZM77 168V169H76ZM17 169H19V170H17ZM41 169V170H40ZM54 169V170H53ZM74 169V170H73ZM116 169H118V170H116ZM264 169V168H263ZM49 170H53V171H51V172H54V173H56L55 175H54V173H51ZM64 170V171H63ZM102 170H103V173H102ZM107 170H109L110 171V173L112 172V171H114V173L112 172L111 174L109 173V171H108V173L106 172ZM121 170V171H120ZM126 171V173H125V171ZM37 171H39V172H37ZM64 173H63V172ZM67 171V172H66ZM78 171V172H77ZM116 171V172H115ZM41 172V173H40ZM50 172V173H49ZM60 172V173H59ZM62 172V173H61ZM66 172V173H65ZM68 172L70 173V174H68ZM74 172V173H73ZM90 172V173H89ZM120 172V173H119ZM224 172H225V169H224ZM26 172H25V174H27ZM37 175H39L40 176V178H39V176H37ZM43 173V174H42ZM48 173V174H47ZM105 173H106V175L108 174V176H110V175H112L110 178L107 176L106 177V175H105ZM116 173H119V174H117L116 175ZM132 173V172H131ZM130 173V175H132ZM264 173V172H263ZM41 174V175H40ZM45 174V175H44ZM52 176H51V175ZM61 174V175H60ZM110 174V175H109ZM44 175V176H43ZM51 177H50V176ZM59 175V179H58V177H55V176H58ZM67 175V176H66ZM70 175V176H69ZM73 175V176H72ZM94 175V176H93ZM105 175V177H103ZM2 176H3V178H6L5 177V175H4V173H2ZM19 176L21 177V176H23L22 174L20 175V173H19ZM43 178H42V177ZM48 176H49V178H48ZM72 176V177H71ZM85 176H88V178L87 177H85ZM90 176V177H89ZM97 176V177H96ZM100 176V177H99ZM223 176H225V177H222L221 178V180H220V182H219V187H217V189L215 188V189H212V190H209L208 192H206L205 194H202L201 193V195H199L198 197H197V199H196V201H194L193 202V204L191 205L192 207H191V210L193 211V213H196L195 214V216H196V218L195 219H197V224H195V226H193L194 224H192V226L194 227V229H195V232L196 233H194L193 231H194V229L193 228H187L185 225H187V223L188 222H185V225H182V224H184L183 222L184 221H182V223H181V225H182V227L184 226V229H186V230H184V229H182V227H181V231L184 233V237H183V240L180 242V246H181V248L184 250V251H186L185 253H189L190 254V256H187L186 258H184V254H178L177 255V258H175L174 260H172V257H171V255H170V253L169 252H167L168 250L166 249H163V250H161L160 249V251L157 253V255L156 256H159V257H164L170 264H184V263H186V262H189V261H192L193 260V258H196V257H202L203 256V254H202V252L204 253V254H206V256H204V257H206V261H209V264L210 263H216V264H238L239 263V261L241 260V259H243V257L242 258H240V260L239 261H236V260H234V259H232V260H234V261H228L227 260V255L229 256V254H228V252H227V250L225 249V251H226V253H227V255H226V253H224L225 251L224 250H222V249H220V247H222V245L221 244H224L225 245V247H226V245H229V248H230V245H236L235 244V242L237 243V245L242 241V242H244L245 243V245H246V248H248V243H250V242H252V241H254L255 239H259V240H262L263 242H264V218H263V216H264V211L262 212V214H260L261 212H258L257 213V211H256V209H255V207H254V204H253V202H252V200L250 199V195H249V192L247 193V191H248V189H247V187H245L243 184H239V183H237V182H233V183H229V181H228V179H227V177H226V175H225V173L223 174ZM45 177V178H44ZM62 177V178H61ZM65 177V178H64ZM71 177V178H70ZM74 177V178H73ZM83 177V178H82ZM92 177V178H91ZM94 177V178H93ZM119 177V178H118ZM262 177V178H261ZM260 177V179H258V180H255L254 182H251L250 184L255 188V189H257V191L259 192V196L261 197V199H262V202L264 201V176H263V174H262V176ZM21 178L23 179V181H21ZM19 180L21 181V184H23V183H27L25 180H24V178L23 177H21ZM33 178V179H32ZM66 178H68V179H66ZM79 178V179H78ZM88 180H87V179ZM96 178V179H95ZM102 178H104L103 180H102ZM41 179V180H40ZM44 179V180H43ZM61 179V180H60ZM74 179H76L75 181H74ZM90 179H93V180H90ZM106 179H108V182H106L105 180ZM110 179V180H109ZM111 179H113L112 181H111ZM43 180V181H42ZM63 180V181H62ZM66 180V181H65ZM69 180V181H68ZM80 180V181H79ZM94 180H96L95 182H94ZM114 180L116 181V183L114 182ZM120 182H119V181ZM65 182V183H62V182ZM73 181V182H72ZM77 181V182H76ZM86 181V182H85ZM99 181V182H98ZM106 182V186H104L103 184V182ZM111 181V182H110ZM227 181V182H226ZM70 182V183H69ZM80 182V183H79ZM92 182H93V184H96V185H92ZM258 182V183H257ZM261 182V183H260ZM74 183V184H73ZM78 183H79V185H78ZM84 183H87L88 184V186H86L87 184H84ZM99 183V184H98ZM113 183V184H112ZM89 184H91L90 186H89ZM110 184L111 185H113V186H111L110 187ZM117 184H119V186L117 185ZM24 185V184H23ZM71 185V186H70ZM84 185V186H83ZM109 185V188H107L108 189V191L109 192H107V189H106V187ZM250 185V187L249 188H251L252 186ZM256 185V186H255ZM73 186V187H72ZM75 186V187H74ZM79 188H78V187ZM95 186H97V187H95ZM116 186V187H115ZM118 186V187H117ZM57 187H58V189H57ZM64 187V188H63ZM82 187L84 188V189H86L87 187V189H86V191L87 192H84V190L82 189ZM90 187V188H89ZM93 187V188H92ZM102 187V188H101ZM115 187V188H114ZM262 187V188H261ZM61 188V189H60ZM75 188V190H73ZM80 188H81V190H80ZM92 188V189H91ZM111 188V189H110ZM116 188H119V189H116ZM229 188H233V189H236V190H239V191H242V193L243 194H245V195H247V197H249V199H250V201H251V203H252V205H253V213L251 214V216L250 215H248V216H246V217H244V218H242L240 221H238V223L237 222H233L232 224H227V223H224L223 224V226H221L219 223H217V222H215V220H213V218L211 217V215L210 214H208V208H211L210 206H209V202L210 201H212V200H214L215 198H217V197H219V196H222L224 193H225V191H226V189H229ZM62 190V192H59L60 190ZM76 189H78V190H76ZM97 189V190H96ZM104 189H106V191H104ZM168 189V190H167ZM252 189V188H251ZM26 190H28V189H26ZM31 190V189H30ZM116 190V191H115ZM166 190H167V192H166ZM77 191L79 192V193H77ZM90 191V192H89ZM117 191H120V192H117ZM125 193H124V192ZM129 191V192H128ZM162 191H164V193H166V194H164V193H162ZM263 191V192H262ZM59 192V193H58ZM82 192V193H81ZM105 192H107L106 194H103V193H105ZM113 192H117V198H115L114 199V197H115V194L116 193H113ZM172 192V193H171ZM177 192V193H176ZM85 193V194H84ZM88 193V194H87ZM89 193H92V194H90L89 195ZM97 193L99 194V195H97ZM124 193V195L121 197V195ZM129 193V194H128ZM143 193L146 195H143ZM162 193V194H161ZM171 193V194H170ZM175 193V194H174ZM181 192H179L178 193V195H179V197H180V194ZM73 194V195H72ZM78 194V195H77ZM95 194V195H94ZM101 194H102V196H101ZM112 194H114V197H112L114 200H112L111 199V196H112ZM132 194V195H131ZM172 194H174V195H172ZM262 194V195H261ZM60 195V196H59ZM70 195V196H69ZM111 195V196H110ZM129 195V196H128ZM1 196V195H0ZM15 196V197H14ZM72 196V197H71ZM106 196V197H105ZM128 196V197H127ZM130 196L132 197L133 196V198H135V196H136V199H137V196H139V198L137 199V200H135V199H133V198H130ZM143 196H145V197H143ZM153 195H152V197H154ZM174 196V197H173ZM182 196V195H181ZM263 196V197H262ZM74 197H76V198H74ZM88 197V198H87ZM91 197V198H90ZM94 197V198H93ZM121 199H120V198ZM178 197V196H177ZM3 198V197H2ZM123 198H124V200H123ZM4 199V198H3ZM57 199H59V202H58V200ZM82 199V200H81ZM85 199V200H84ZM102 199V200H101ZM106 201H105V200ZM110 200V203L112 202L113 204H110V205H112L111 206V208L113 207V205L118 201V200H120L121 202H122V204H124V206L123 205H118L119 203H120V201L119 202H117V204H115L114 205V207L111 209L110 208V205H108V202L107 201H109ZM129 199V200H128ZM141 199V200H140ZM149 199V200H148ZM12 202H11V201ZM87 200V201H86ZM127 200H128V202H127ZM131 200L134 202V204H133V206H132V204H130L131 203ZM81 201H82V203H81ZM100 201V202H99ZM113 201H116V202H113ZM124 201V202H123ZM125 201H126V203H129L130 204V207H127V205L128 204H126L125 203ZM135 201H137L136 203H135ZM174 201V200H173ZM62 202V203H61ZM104 202V203H103ZM146 202L145 203H143V204H146ZM83 203H85L84 205H83ZM107 203V204H106ZM264 203V202H263ZM20 206H19V205ZM103 204H104V206H103ZM136 204V205H135ZM60 205V206H59ZM88 205V206H87ZM116 205H118L119 207H116L115 208V206ZM194 205V206H193ZM58 206V207H57ZM84 206V207H83ZM127 207V209L128 208H131V209H129V210H131L132 212L135 210L136 212H137V214L136 213H134L133 212V214L135 215H133V214H131V211L130 212H128L129 210H127L126 209V207ZM134 206L136 207L137 206V208H134ZM146 207H147V205H145ZM144 206V207H145ZM264 206V205H263ZM72 207V208H71ZM84 208V210H83V208ZM85 207H88L87 209L85 208ZM111 209V211L113 210V212H115V213H112L110 210H109V208ZM120 207H123L122 209H124V210H122V209H120ZM71 208V209H70ZM101 208V209H100ZM103 208V209H102ZM114 208L116 209L115 211H114ZM134 208V210H132ZM139 208V211L141 212H138V209ZM30 209V210H29ZM59 209L60 210H63V211H59ZM69 209V210H68ZM91 209V213L89 212V210ZM119 209V210H118ZM82 210V212L80 213V211ZM105 212H103V211ZM122 212H121V211ZM127 210V211H126ZM30 211H32V212H30ZM57 211H59V214L61 215V214H63V215H59L58 213H57ZM69 212V216H68V212ZM76 211V212H75ZM88 211V212H87ZM106 211L109 213V217H108V220H107V217L106 216H103V215H107L108 213H106ZM123 211L125 212V214L123 213ZM143 211V212H142ZM60 212H63V213H60ZM85 212V213H84ZM99 214H98V213ZM111 212V213H110ZM172 212H173V210H172ZM174 212H175V210H174ZM57 213V214H56ZM77 213V214H76ZM89 213L90 214H92V215H89ZM95 215H94V214ZM121 213V214H120ZM123 213V214H122ZM130 215H129V214ZM140 213V214H139ZM143 213V214H142ZM192 213V214H193ZM37 214V215H36ZM54 214H56V215H54ZM73 214V215H72ZM83 214H86V216H84ZM89 216H88V215ZM112 214H114V215H112L113 217H117V219H116V221L115 220H113L114 218H110L111 217V215ZM117 214V215H116ZM142 214V215H141ZM200 214V215H199ZM67 215V216H66ZM72 215V216H71ZM79 215L81 216V217H79ZM120 215V216H119ZM121 215H126L125 217H127V218H125L124 216H122L121 217ZM184 215V214H183ZM194 215V214H193ZM67 217L66 219V221H65V218H63L64 219V221H63V219L61 218V217ZM71 216V217H70ZM78 216V217H77ZM91 216V217H90ZM94 216H95V218H94ZM97 216H100V217H97ZM101 216H103V217H105V218H101ZM108 216V215H107ZM119 216V217H118ZM132 216H134V218L132 217ZM200 216V217H199ZM256 216V219H257V222H256V225L255 226H252L253 225V221H255V219H253L254 217ZM259 216V217H258ZM262 216V217H261ZM60 217V218H59ZM74 217V218H73ZM75 217H77V218H75ZM87 217H89V218H87ZM93 217V218H92ZM121 217V218H120ZM125 218V220L127 219V222H125V220L123 221V219ZM194 217V216H193ZM197 217H199V218H197ZM69 218V219H68ZM80 218V219H79ZM99 218H101V220L99 219ZM122 219V221L120 220V219ZM131 218H133V219H131ZM135 218H137V219H135ZM58 219H62V221H63V223L62 222H59L60 220H58ZM89 219H95L96 220V225H98V226H96L98 229H96V227L95 226H92V227H89V222H88V220ZM105 221H107L108 222V224L106 223V222H104V220ZM111 219V220H110ZM120 221H119V220ZM246 219V220H245ZM69 220V222H67ZM71 220V221H70ZM72 220H73V222H72ZM84 220V221H83ZM135 220V221H134ZM139 221V223L137 222V221ZM77 222V224H76V222ZM79 221V222H78ZM86 221H87V223H86ZM100 221H103V224H101L102 222H100ZM112 221L114 222L113 223V225H115V226H113V225H111L112 224ZM117 221L120 223V224H122L121 222H123L124 224H123V226H125V223H130V224H126V227L127 228H129L130 229V231H128V229L126 230V231H124L123 230V232H125V233H122L121 231H122V228H123V226H122V228H120L121 226H118L119 225V223H117ZM134 221V222H133ZM143 221V220H142ZM244 221V222H243ZM249 222V223H247V222ZM67 222V223H66ZM84 222V223H83ZM99 222H100V224H99ZM135 222H137V223H135ZM141 222V223H140ZM57 224L56 226H58V227H56V226H54V224ZM62 223V224H61ZM68 223H69V226H68V229L70 228V229H73V231H71L70 230V232H74V230L75 231H77L76 233H77V235L79 236L80 235V233H82V235H80L79 237L78 236H75V232L72 234V233H70V234H72V235H74V236H71V237H69L68 236V234H69V232H67V230H65V228L64 229H62V227H64V225L63 224H65L66 226V228H67V225H68ZM109 223H111L110 225H111V228H112V230H114L113 232H115V233H113L112 234V230L110 229V231L108 230V227H110V225H109ZM61 224V225H60ZM74 224V225H73ZM76 224V225H75ZM80 224H81V226H80ZM85 225V227H83V225ZM87 224H89V225H87ZM132 224H135V226L133 225L132 226ZM138 224V225H137ZM261 224V225H260ZM41 225V226H40ZM70 225L72 226L73 225V227H70ZM102 225H103V228H104V226H105V228L104 229H106V231L108 232L109 231V234L111 235L112 234V236L113 235H116V236H113L112 238L110 237V235L107 233V235H105L106 233H103L105 230L102 228ZM137 225V226H136ZM196 225H197V227H196ZM39 226V227H38ZM61 226V227H60ZM75 226V227H74ZM86 226H88L89 227V229L87 230V228L88 227H86ZM91 226V225H90ZM118 226V227H117ZM139 226V227H138ZM187 226H191V224L190 223H188V225ZM262 226V227H261ZM42 227H43V229H42ZM83 229L84 228V231H82L81 230V228ZM95 227V228H94ZM107 227V228H106ZM117 227V229L115 230V229H113V228H116ZM126 227H125V229H126ZM131 227H132V230H131ZM133 227H134V230H133ZM55 228H57V231L58 232H60V234L63 232H67L68 234H66L67 236H66V241L64 240L65 239V237H64V235H63V233L61 234L62 236H60V234L58 235L57 233L58 232H56V234L58 235V236H60V237H58L57 235H55ZM58 228H61V229H58ZM75 228V229H74ZM85 228H86V230H85ZM93 228V230H91V229ZM101 228L104 230V231H102L101 230ZM135 228H137V229H135ZM94 229H96V231L98 232V234H97V232H95V230ZM119 229H121L120 231H119ZM124 229V228H123ZM190 229H192V230H190ZM59 230H61V231H59ZM90 230V232L89 233H91V234H89L88 232H86V231H89ZM140 230V229H139ZM81 231V232H80ZM94 231V232H93ZM105 231V232H106ZM118 231V232H117ZM133 231V232H132ZM178 231H179V233L181 232L180 231V229H178ZM203 231H208L210 234H211V236H212V240H214V246H212V248H211V250L214 252H209V250H208V248H207V245L206 244H204L201 240H199L198 239V241H196L195 242V244H194V242H192V238L195 236V235H197L198 233L197 232H199V234H200V236H201V234H202V232ZM87 233V235H91L92 237H94L95 236V239H97V238H99L98 239V241L99 242H97V240H95L94 241V238H92L91 236V238H89V236H87L86 235V233ZM111 232V233H110ZM188 232H191V233H188ZM45 233H46V236H45ZM64 233V234H65ZM79 233V234H78ZM93 233V234H92ZM116 233H118V234H121L122 235V237H117V235L118 234H116ZM178 233V232H177ZM205 233V232H204ZM53 234V235H52ZM69 234V235H70ZM106 236V237H104V235ZM186 234H188L187 236H186ZM198 234V235H199ZM85 235V236H84ZM98 235V236H97ZM102 235V236H101ZM121 235H119V236H121ZM124 235V236H123ZM126 235V236H127ZM181 234H180V238H181V236H182ZM52 236V237H51ZM87 236V237H86ZM102 237V238H100V237ZM70 239H69V238ZM75 237V238H74ZM82 237H84V238H82ZM97 237V238H96ZM128 237V236H127ZM60 238V239H59ZM64 238V239H63ZM80 238V239H79ZM82 238V239H81ZM86 238H89V239H87L88 241H87V243H86ZM108 238H109V240H108ZM116 240H115V239ZM118 238V239H117ZM191 238V239H190ZM55 239H58V242L59 243H61L60 245H59V243L55 240ZM68 239V240H67ZM72 239H73V242H72ZM74 239H75V241L77 240V239H79L80 241H81V243H80V241L79 240H77L76 242L74 241ZM104 239H107V241L108 242H110L111 240H113V242H110V243H108L106 240H104ZM121 239V241H119ZM189 239V240H188ZM63 240V241H62ZM119 241V243H118V241ZM44 241V240H43ZM58 243V245L59 246H61V247H59V251H58V249L56 250V248L58 247L57 246V243ZM63 242V244L64 243H66V242H69V241H71L70 243H69V245H68V243H66L67 245L65 246V244H64V249H61V248H63V244H62V242ZM65 241V242H64ZM83 241H84V243L86 244L85 246H83L84 244H83ZM91 243H90V242ZM106 241V242H105ZM228 241V242H227ZM238 241V242H237ZM51 242H52V244H51ZM92 242H93V244H92ZM118 243V244H116V243ZM241 242V243H242ZM55 243H56V245H55ZM72 243V244H71ZM73 243H76V244H73ZM78 243H79V245H78ZM99 243V244H98ZM105 243V244H104ZM106 243H108V245L110 244L111 246H109V248H104V246H106ZM115 243V244H114ZM226 243V244H225ZM49 244H50V246H49ZM71 244V245H70ZM81 244V245H80ZM91 244V245H90ZM96 244V245H95ZM113 244V245H112ZM46 245V246H45ZM53 247H52V246ZM55 245V246H54ZM77 245V248L75 247ZM96 246L95 247V249L97 248V245H98V247H100L101 246V248L104 250V249H106L105 250V252L107 251V250H109L110 251V253L107 251L106 253H108V254H106L101 248H99L100 250H96V252H94L95 250H94V246ZM100 245V246H99ZM107 245V246H108ZM119 245H121V246H123V247H120ZM224 245H223V247H224ZM48 246V247H47ZM75 249V250H73L72 249V247ZM90 246H91V248H90ZM93 246V247H92ZM106 246V247H107ZM199 246V247H198ZM47 247V248H46ZM56 247V248H55ZM66 247L68 248L67 250L68 251H65V249H66ZM69 247H71V248H69ZM79 247H81V249H79ZM126 247V248H125ZM48 248H51V250L49 249V251H51L50 252V254H49V251H48ZM83 248H84V251L86 250H88L89 248H90V250H88L86 253L83 251ZM87 248V249H86ZM115 248V249H114ZM117 248H118V251H116L117 250ZM122 248V249H121ZM125 248V249H124ZM227 248H228V246H227ZM115 251L114 253H113V251ZM219 249V250H218ZM52 250H54V251H52ZM57 252H56V251ZM77 250V252H79V253H77L78 254V256H77V254L75 253V251ZM97 251H99V253L102 255H99V253L97 252ZM123 251V252H122ZM229 251V250H228ZM65 252H67V254H65ZM82 252V253H81ZM84 252V253H83ZM111 252H112V254H111ZM221 252H223V253H221ZM48 253V254H47ZM57 253V254H56ZM87 253H88V255H87ZM89 253H91V254H89ZM93 253V254H92ZM96 255H95V254ZM105 253V254H104ZM218 253H220L219 255H218ZM13 254V253H12ZM11 254V255H12ZM54 254H56V255H54ZM62 254V255H61ZM81 254V255H80ZM11 255L8 257V260H9V258L11 257ZM52 255H54V256H52ZM61 255V256H60ZM66 255V256H65ZM72 255L73 256H75V257H72ZM80 255V256H79ZM90 255V256H89ZM93 255V256H92ZM170 255V256H169ZM179 255H181V257H179ZM48 256H46V257H48ZM57 256L59 257L58 259H57ZM98 256V257H97ZM101 256V257H100ZM155 256V257H156ZM243 256H244V254H243ZM52 257V258H51ZM53 257H55V258H53ZM62 257V258H61ZM63 257H65L64 259H63ZM94 257H97V259L96 258H94ZM74 258V259H73ZM85 258H86V260H85ZM94 260H93V259ZM103 258V259H102ZM54 259H55V261H54ZM82 259V260H81ZM90 259L92 260V261H90ZM177 259V260H176ZM7 260V261H8ZM71 260V262L70 261H66L65 263L66 264H72V261ZM81 260V261H80ZM88 260V261H87ZM172 260V261H171ZM4 262L3 264H10V261H8V262ZM80 261V262H79ZM96 263H95V262ZM90 262V263H89ZM92 262V263H91ZM260 264H264V259L263 260H260Z\"/></svg>",
	"mask_w": 264,
	"mask_h": 264
}]
</instances>
